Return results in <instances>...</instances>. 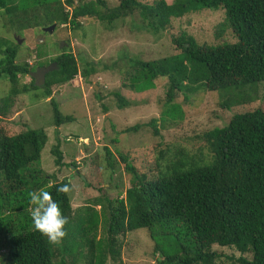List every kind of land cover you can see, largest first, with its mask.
<instances>
[{
    "label": "trees",
    "instance_id": "trees-1",
    "mask_svg": "<svg viewBox=\"0 0 264 264\" xmlns=\"http://www.w3.org/2000/svg\"><path fill=\"white\" fill-rule=\"evenodd\" d=\"M106 9L104 0H82L78 5L74 0H0V17L7 18L4 26L17 33L37 26L76 28L79 20L87 17L112 24L138 13L159 34L173 28L174 20L189 11H224L226 27L237 38L236 43L200 45L182 32L172 39L182 54L153 62L131 59L124 68L125 91H148L155 88L156 81L167 79L164 105L170 108L163 112L162 120L167 114H172L173 121L182 118L181 107L174 102L178 94L188 100V95L199 92L225 93L229 97L221 106L230 110L250 103L247 88L264 82V0L172 4L166 0H120L108 14ZM0 57V79L12 87L0 99L1 117L9 115L19 94L42 90L43 96L51 98L53 87L71 83L80 74L88 80L95 72L87 64L82 73L79 60L65 51L53 60L57 69L38 87L31 77L36 66L18 62L17 42L0 37ZM25 76L30 81L21 83ZM115 96L119 108L130 104L118 93ZM50 102L57 128L74 121L61 114L54 100ZM144 126L160 136L155 118L124 132L134 133ZM0 132V264H107L108 259L122 263L121 237L139 229L148 231L153 252L162 257L161 264H217L220 255L214 246L239 252L240 264H264V110L235 114L224 127L194 137L199 144L196 151L179 141H160L155 175L141 174L121 153L133 176L126 196L113 200L103 195L76 210L70 199V181H60L41 168L49 141L46 130L27 126L13 135ZM53 154L56 165L63 166L59 141ZM209 158L212 163L205 164ZM63 185H68L69 191L57 192ZM40 188L52 194L69 218L68 234L60 246L50 245L33 227V206L27 194Z\"/></svg>",
    "mask_w": 264,
    "mask_h": 264
},
{
    "label": "rangeland",
    "instance_id": "rangeland-1",
    "mask_svg": "<svg viewBox=\"0 0 264 264\" xmlns=\"http://www.w3.org/2000/svg\"><path fill=\"white\" fill-rule=\"evenodd\" d=\"M81 1L74 0L76 5ZM166 1L172 4L184 0ZM104 2L107 6L105 13L108 14L120 0ZM3 18L0 17V37L19 44L18 62H29L37 70L40 64L46 65L68 51L79 60L82 73L88 69L87 64L95 68L88 80L80 74L71 83L53 87L51 98L43 96L42 90L19 94L9 115L0 116V131L9 135L24 131L27 126L46 130L49 141L42 153L41 168L60 181H70L69 194L75 210L103 195L113 200L126 196L133 176L127 170L121 153L141 174L155 175L160 141H179L189 150L196 151L199 144L194 137L216 127H224L235 114L264 110V82L247 88L245 94L252 98L250 103L230 110L221 106L222 101L229 97L225 93L199 92L188 95V100L182 93L178 94L174 102L183 113L182 118L176 121L170 120L172 114H167L162 120L163 112L170 108L164 105L167 79L156 81L155 88L144 92L128 88L125 91L122 87L126 75L124 68H128L129 60L153 62L182 54V50L177 51L172 42L174 35L187 32L200 45L215 47L236 43L237 38L226 27L222 10L189 11L174 20L173 28L159 34L149 28L138 13L112 24L87 17L79 20V27L57 26L53 33L39 26L17 33L4 26L7 18ZM29 81L30 77L25 76L21 83ZM11 88L8 81L0 79V99L7 96ZM117 93L130 102L127 107H118ZM35 94L40 97H34ZM51 100L64 117H73L74 121L57 128ZM153 118L158 120V137L147 126L134 133L124 132L137 124L149 123ZM58 141L64 154L63 166L56 165L53 154ZM107 149L112 154L111 159ZM121 240L122 263L108 259L107 264H161L162 257L153 252V241L147 230H136ZM213 249L220 255L217 264H240L237 262L239 252L218 246Z\"/></svg>",
    "mask_w": 264,
    "mask_h": 264
},
{
    "label": "clouds",
    "instance_id": "clouds-1",
    "mask_svg": "<svg viewBox=\"0 0 264 264\" xmlns=\"http://www.w3.org/2000/svg\"><path fill=\"white\" fill-rule=\"evenodd\" d=\"M204 163L210 164L212 160L206 159ZM68 191V185L57 188V192L67 193ZM27 195L30 205L33 206L31 219L34 229L46 237L50 245L60 246L68 234L66 225L69 223V218L63 214L60 204L44 188L29 191Z\"/></svg>",
    "mask_w": 264,
    "mask_h": 264
},
{
    "label": "water",
    "instance_id": "water-1",
    "mask_svg": "<svg viewBox=\"0 0 264 264\" xmlns=\"http://www.w3.org/2000/svg\"><path fill=\"white\" fill-rule=\"evenodd\" d=\"M57 25H50L44 28L45 31L53 33L54 30L56 29ZM21 42L20 40H18ZM55 70V65L51 66H44V67H39L36 71L31 72V77L34 78V84L35 86L41 87L45 83V77L47 73H51ZM96 92H98V86L95 88Z\"/></svg>",
    "mask_w": 264,
    "mask_h": 264
},
{
    "label": "flooded vegetation",
    "instance_id": "flooded-vegetation-1",
    "mask_svg": "<svg viewBox=\"0 0 264 264\" xmlns=\"http://www.w3.org/2000/svg\"><path fill=\"white\" fill-rule=\"evenodd\" d=\"M51 63H52V64H51ZM48 64H49V65H48ZM48 64H46V65H42V66H39V67L55 65V70L57 69V66H58V65H57V62L52 61V62H50V63H48ZM50 64H51V65H50ZM39 67H38V68H39ZM55 70H54V71H55ZM54 71H53V72H54ZM51 73H52V72H51ZM47 74H48V73H47ZM46 76H47V75H46ZM43 85H44V84H43ZM43 85H42V86H43Z\"/></svg>",
    "mask_w": 264,
    "mask_h": 264
}]
</instances>
